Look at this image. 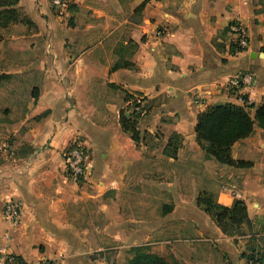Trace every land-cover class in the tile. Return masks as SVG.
<instances>
[{
  "label": "crops",
  "instance_id": "crops-1",
  "mask_svg": "<svg viewBox=\"0 0 264 264\" xmlns=\"http://www.w3.org/2000/svg\"><path fill=\"white\" fill-rule=\"evenodd\" d=\"M144 1L68 0L57 10L50 0H18L1 8L29 23L10 20L0 27V76L41 78L25 114L9 125L15 155L0 163V249L58 264H114L107 251L134 247H147L170 264H246L244 254L264 250V130L256 125L242 142L250 163L244 169L206 158L195 133L198 116L211 106L243 107V97L264 104V0L151 1L137 21ZM234 22L249 40L236 53ZM235 77L247 79L237 93L229 88ZM139 99L145 115L135 143L123 134L120 114ZM173 135L181 137L176 159L165 153ZM77 140L90 148L79 184L65 164ZM238 152L236 144L234 159ZM148 161L170 166L161 182L137 179V186L163 187L168 195L161 212L141 218L131 233L111 226V219H121L123 189ZM199 163L219 168L223 205L234 199L246 205L251 224L240 234L224 235L198 206L206 191L193 173ZM10 201L21 208L17 226L4 217ZM164 206L173 210L164 214ZM110 239L122 245L113 248Z\"/></svg>",
  "mask_w": 264,
  "mask_h": 264
},
{
  "label": "trees",
  "instance_id": "trees-1",
  "mask_svg": "<svg viewBox=\"0 0 264 264\" xmlns=\"http://www.w3.org/2000/svg\"><path fill=\"white\" fill-rule=\"evenodd\" d=\"M18 0H0V27H5L8 21H21L28 24L26 18L19 19V15L15 10H7L1 8L11 7L17 4ZM151 1L160 0H145L144 3L137 8V16L142 12L146 4ZM72 8V6L70 7ZM69 25H71L69 23ZM230 29V28H229ZM232 44L231 52H242ZM118 66L115 67L117 69ZM11 76L1 75L0 81L10 78ZM37 96H34L36 98ZM244 105L239 107L233 104H216L209 107L206 111L198 116L197 125L195 128L196 140L199 147L209 160L215 161L221 166L234 167L244 169L250 166V163L245 162L242 148V142L249 138L257 125L264 130V104L256 107L249 104L247 98L243 97ZM251 109H256L252 117ZM140 116L129 114L126 117L122 114L120 123L123 134L129 135L130 139L137 143L140 133L137 130V123ZM121 135L119 140L125 149L128 146ZM239 144V152L237 158L232 157L233 147ZM181 146V137L173 135L168 143V148L165 151L170 158L176 159L177 153ZM197 204L205 213L210 215L219 227L221 232L227 236H235L241 233L243 227L250 226L251 221L247 215V208L244 202L234 199L231 206H225L217 203L211 194L201 192ZM173 210V206L164 208V214ZM263 250H251L244 254L246 260L259 258ZM132 258L126 264H170L163 257L151 253L147 247H134L130 251Z\"/></svg>",
  "mask_w": 264,
  "mask_h": 264
},
{
  "label": "rangeland",
  "instance_id": "rangeland-1",
  "mask_svg": "<svg viewBox=\"0 0 264 264\" xmlns=\"http://www.w3.org/2000/svg\"><path fill=\"white\" fill-rule=\"evenodd\" d=\"M138 20L139 16H137V21ZM11 61L17 62L19 60L15 59ZM40 78L41 77L37 74L30 73L25 75H13L10 78L0 81V163L5 157L14 158V149L10 146L12 137L9 132V125L18 121V119L25 114L27 105L31 101V96L37 92L36 89L38 88L37 86L40 82ZM136 105L137 100H134L130 108L121 112L120 119L125 112L133 114L132 112ZM128 137L130 136L128 135ZM79 142L84 143L82 141ZM135 151H137V149H135ZM20 154L23 155L22 153ZM148 162V169L141 172L137 171V178L132 176V178L129 179V185L123 189L122 196H124L125 202L123 203V208H121V219H111V226L115 227L118 224L123 227V229H126V232L131 233L132 229L134 231L137 230V221H140L141 218L144 219L150 217L151 214L154 215L161 212L162 208L160 202L162 201L160 200L162 198L166 199L164 196L168 195L162 190L163 187L160 183L156 186H137V179L139 176L144 178H146V176H152V178L156 177L155 179L161 182L166 177H169L166 169L170 166L160 161H158V165H153L155 164L153 161ZM199 165H202V168H194L193 173L199 177L201 184L206 188L205 192L211 194L217 203L223 205L219 195L222 191L221 184L226 185V183L224 179L219 178V168L215 166L207 168L202 163H199ZM157 166L160 167L159 170H154V167ZM150 167L152 170L149 169ZM151 197H156L158 202H151ZM165 207L166 206H164V208ZM90 209L93 210L91 206ZM109 244L113 248L122 245L121 241H113V239H110ZM106 256L114 264H126V262L132 258L130 252L119 249L107 251Z\"/></svg>",
  "mask_w": 264,
  "mask_h": 264
},
{
  "label": "built area",
  "instance_id": "built-area-1",
  "mask_svg": "<svg viewBox=\"0 0 264 264\" xmlns=\"http://www.w3.org/2000/svg\"><path fill=\"white\" fill-rule=\"evenodd\" d=\"M52 6L57 10H62L68 7V0H50ZM233 36L232 44L239 50H246L249 47V40L245 34L244 29L239 22H234L230 27ZM247 82L246 78H231L229 81V88L231 92L237 93L240 90L241 84ZM198 99V98H197ZM249 103V102H248ZM136 116L145 115V107L141 99L137 100V105L132 112ZM10 153V152H9ZM12 153V152H11ZM13 154V153H12ZM90 157V148L77 140L74 145L65 153V164L67 176L76 182L81 183L87 175V164ZM225 190V189H224ZM21 208L19 204L10 201L7 203L4 217L12 225L17 226L20 221ZM0 264H58L54 260H40L37 262H29L21 257L9 253L4 249H0ZM246 264H264V250L259 258L253 260H246Z\"/></svg>",
  "mask_w": 264,
  "mask_h": 264
}]
</instances>
